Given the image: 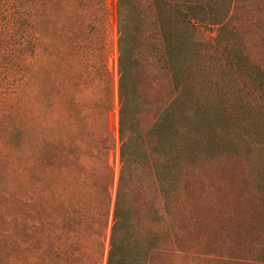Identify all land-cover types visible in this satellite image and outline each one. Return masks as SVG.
Masks as SVG:
<instances>
[{"label": "trees", "instance_id": "trees-1", "mask_svg": "<svg viewBox=\"0 0 264 264\" xmlns=\"http://www.w3.org/2000/svg\"><path fill=\"white\" fill-rule=\"evenodd\" d=\"M237 1L117 0L121 169L110 214L115 99L107 0H0V264H102L105 258L106 264H193L194 215L180 164H167L175 154L148 142L150 133L168 126L183 91L176 86L156 122L144 126L140 82L150 75L174 79L184 44L188 50L209 45L264 115L258 100L264 62L240 51L241 24L232 23ZM208 29H215L212 37ZM55 39L61 89L91 91L98 79L93 59L103 57V104L63 100L54 118Z\"/></svg>", "mask_w": 264, "mask_h": 264}, {"label": "rangeland", "instance_id": "rangeland-1", "mask_svg": "<svg viewBox=\"0 0 264 264\" xmlns=\"http://www.w3.org/2000/svg\"><path fill=\"white\" fill-rule=\"evenodd\" d=\"M111 10L107 66L114 109L109 123L115 136L110 153L115 183L107 209L112 214L120 175L119 102H118V31L117 0H107ZM233 25L246 41L242 50L252 60L264 62V0H238L233 11ZM209 37L215 33L207 30ZM56 37V35H55ZM98 45H101L99 41ZM182 44H180L179 48ZM59 42L53 47V116L63 112V100L77 98L103 104V57L95 56L94 71L98 78L87 94L60 88ZM65 46V43H64ZM182 47L183 65L174 79L167 75L144 76L141 80L146 110L141 125L152 126L176 96L181 86L183 97L169 117L164 129L150 133V148L161 147L175 158L167 164H180L184 194L190 198L194 215L196 257L193 264H244L264 262V115L254 107L252 96L237 80L233 70L211 49ZM178 48V50H179ZM65 51V48H64ZM253 77H258L257 72ZM259 87L262 84L256 81ZM259 102L264 97L258 98ZM103 116V109H100ZM158 147V148H159ZM188 161L190 163H188ZM1 170V168H0ZM0 179L1 177L0 172ZM108 239L106 247H108ZM231 256V257H229ZM216 260V261H214ZM220 261V262H218ZM102 264H106V258ZM177 264H184L183 260Z\"/></svg>", "mask_w": 264, "mask_h": 264}]
</instances>
